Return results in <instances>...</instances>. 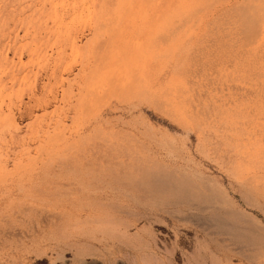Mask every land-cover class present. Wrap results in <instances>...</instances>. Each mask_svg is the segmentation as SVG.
Masks as SVG:
<instances>
[{"label": "rangeland", "instance_id": "374dc122", "mask_svg": "<svg viewBox=\"0 0 264 264\" xmlns=\"http://www.w3.org/2000/svg\"><path fill=\"white\" fill-rule=\"evenodd\" d=\"M262 38L264 0H0V264H264Z\"/></svg>", "mask_w": 264, "mask_h": 264}, {"label": "bare ground", "instance_id": "6f19581e", "mask_svg": "<svg viewBox=\"0 0 264 264\" xmlns=\"http://www.w3.org/2000/svg\"><path fill=\"white\" fill-rule=\"evenodd\" d=\"M8 7V6H7ZM9 9V8H8ZM10 14V13H9ZM256 19V18H255ZM254 19V20H255ZM258 23V22H257ZM16 25V24H15ZM19 26V25H18ZM26 27V26H25ZM16 28V27H15ZM7 30V29H5ZM8 32V31H7ZM11 33V32H10ZM8 38V37H7ZM16 40V39H15ZM3 41V40H2ZM257 42V41H254ZM251 42V43H254ZM262 44L264 45V38H262ZM7 43V42H5ZM11 47V46H10ZM36 47V46H35ZM245 47L237 51L235 60H234V69H235V90L236 92V98H235V115L238 119V129L237 132H243L246 135L247 141L250 142L251 136L258 135V132L261 131L260 122L257 125H253V118L252 113L259 112L260 118L263 119V113L261 112V108H263V102L260 99L261 93L264 92V69H263V62H264V46H262L261 50L254 55V57H245ZM7 48V47H6ZM31 49V48H30ZM38 49V47H37ZM29 50V49H28ZM21 51V50H20ZM40 51V50H39ZM6 52V50H5ZM33 53V52H32ZM19 54V53H18ZM25 54V53H24ZM15 55V54H14ZM27 55V54H26ZM29 55V54H28ZM31 55V54H30ZM25 57V56H24ZM39 58V57H38ZM19 59V58H18ZM30 60V59H29ZM35 60V59H34ZM3 61V59H1ZM19 61V60H18ZM21 61V60H20ZM32 62V61H31ZM35 62V61H34ZM4 63V61H3ZM9 63V62H7ZM11 64V63H10ZM37 64V63H36ZM12 65V64H11ZM15 65V64H14ZM18 66V65H17ZM23 66V65H22ZM37 66V65H36ZM6 67V66H5ZM19 67V66H18ZM28 67V66H27ZM20 68V67H19ZM38 68V67H36ZM11 69V68H10ZM40 70V69H39ZM22 71V70H21ZM16 72V71H15ZM39 73V72H38ZM15 74V73H14ZM12 71L5 72L3 74V77L0 78V81L2 82L4 78L14 79L15 75ZM17 74V73H16ZM41 74V73H40ZM39 74V75H40ZM27 76V75H26ZM41 77V76H40ZM21 78V77H20ZM39 78V77H38ZM40 79V78H39ZM8 81V80H7ZM6 81V82H7ZM23 81V80H22ZM25 81V80H24ZM34 81V80H33ZM12 82V81H11ZM37 83V80H36ZM40 83V82H39ZM6 84V83H5ZM33 85V84H32ZM5 86V85H4ZM17 86V85H16ZM38 87V85H36ZM35 86V87H36ZM36 87V88H37ZM41 88V87H40ZM10 89V87H9ZM34 94V93H33ZM20 96V95H19ZM33 96V95H32ZM264 96V95H263ZM9 98V97H8ZM32 99V98H31ZM37 99V98H36ZM39 99V98H38ZM30 100V99H29ZM33 100V99H32ZM35 100V99H34ZM33 100V102H34ZM244 102H243V101ZM52 101V100H50ZM40 102V100H39ZM18 103V102H17ZM24 103V102H23ZM37 103V102H36ZM53 103V102H52ZM8 105V104H7ZM28 105V104H27ZM35 105V104H34ZM49 105V104H48ZM51 105V104H50ZM262 105V106H261ZM37 106V105H36ZM261 106V108H260ZM4 107V106H3ZM17 107V106H16ZM19 107V106H18ZM25 107V106H24ZM31 107V106H30ZM33 109V108H32ZM261 109V110H260ZM5 110V109H4ZM9 110V108H8ZM23 110V107H22ZM29 110V109H28ZM242 110V111H241ZM6 111V110H5ZM14 111V110H13ZM21 111V110H20ZM37 111V110H36ZM35 112V111H34ZM20 113V112H19ZM30 114V112H28ZM5 114V113H4ZM17 114V113H16ZM23 114V113H22ZM20 113V115H22ZM25 116V115H24ZM30 116V115H29ZM26 115V118L29 117ZM32 116V115H31ZM242 116L244 117L245 121L242 123ZM18 117V116H17ZM22 117V116H21ZM24 119V118H22ZM264 123V122H263ZM243 125V126H242ZM245 137V136H244ZM240 139L237 140V144H239ZM248 142V143H249ZM248 143L244 142L246 146H248ZM241 144H243L241 142ZM242 149V148H241ZM251 153L249 151L244 150L243 152L239 149H237L235 154V170H252V164H251ZM157 177V176H156ZM157 183V182H156ZM179 199V198H178ZM177 199V200H178ZM176 200V199H175ZM186 201V200H184ZM183 201V202H184ZM202 201V200H201ZM174 202V201H173ZM178 202V201H177ZM176 202V203H177ZM204 202V201H203ZM180 203V202H179ZM187 203V202H186ZM188 209H197L203 211L205 210L203 204L201 202H194V203H187L185 205ZM207 206V204H206ZM205 206V207H206ZM209 207V206H208ZM214 212V211H212ZM212 214V213H211ZM209 215V214H206ZM205 216V215H204ZM202 217V216H201ZM210 217V216H209ZM212 217V216H211ZM215 217V216H214ZM217 218V217H216ZM212 220V219H211ZM240 233V232H239ZM238 233V234H239ZM233 234V233H232ZM242 234V233H241ZM244 234V233H243ZM242 234V235H243ZM234 238V237H233ZM247 238V237H246ZM250 238V237H249ZM248 238V239H249ZM256 238V237H255ZM236 240V239H234ZM253 240V239H252ZM260 240V239H259ZM246 241V240H244ZM258 241V240H257ZM261 241V240H260ZM239 242V241H238ZM264 242V241H263ZM250 243V242H248ZM247 243V245H249ZM252 243V242H251ZM259 243V242H258ZM233 244V243H232ZM257 244V243H256ZM261 244V242H260ZM244 245V244H242ZM251 245V244H250ZM253 245V244H252ZM263 245V244H262ZM258 247V245H257ZM261 247V245L259 246ZM243 248V247H242ZM240 248V250L244 251L245 248ZM254 248V247H253ZM250 248H248L249 250ZM255 249V248H254ZM256 251V250H255ZM263 252V250H262ZM261 253V252H260ZM259 253V254H260ZM251 254V253H250ZM258 254V253H257ZM255 254V255H257ZM262 254V253H261ZM254 257L253 255H251ZM249 255H246V257L250 261L255 260L252 259V257ZM258 256V255H257ZM261 260V259H260ZM259 260V262H260ZM264 261V260H263ZM258 262V261H257ZM261 263V262H260ZM264 263V262H263Z\"/></svg>", "mask_w": 264, "mask_h": 264}]
</instances>
